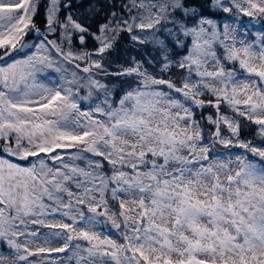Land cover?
Segmentation results:
<instances>
[{
    "label": "snow or ice",
    "instance_id": "obj_1",
    "mask_svg": "<svg viewBox=\"0 0 264 264\" xmlns=\"http://www.w3.org/2000/svg\"><path fill=\"white\" fill-rule=\"evenodd\" d=\"M240 15L264 0H0V264H264V31Z\"/></svg>",
    "mask_w": 264,
    "mask_h": 264
},
{
    "label": "trees",
    "instance_id": "obj_2",
    "mask_svg": "<svg viewBox=\"0 0 264 264\" xmlns=\"http://www.w3.org/2000/svg\"><path fill=\"white\" fill-rule=\"evenodd\" d=\"M46 2V0H42V4ZM197 2H205V0H197ZM75 10V9H74ZM80 12L84 11V7L82 6L79 9ZM209 15H212L213 19L216 20H220V18L222 17H230L228 14H224L221 11H217V10H212V12L208 13ZM233 18V17H230ZM234 19V18H233ZM237 20H239V23L243 26L247 25L248 23H246L247 20H251L250 18H246V17H240V18H235ZM253 20V19H252ZM35 22L37 24V26L43 30L42 28L44 27V9L43 7H41L39 14L37 15V17L35 18ZM253 25V24H252ZM95 27V26H94ZM260 28L264 30V20L260 21ZM94 30V29H93ZM125 46L121 48L120 50V60L117 61V63H123L125 56L127 57H131V56H136L137 59H140L141 57L139 56L138 52L136 50H128L127 52H125V49L127 48V41H124L123 43ZM92 42L91 40L88 41L87 47L90 49L92 48ZM222 51V49L220 50ZM181 73L177 70H173L172 71V78L178 80L180 78ZM107 83L111 84H119L118 80H109L106 81ZM118 98V96H117ZM197 111H203V115L207 116L209 114H213L214 113V109L211 107H208L206 109L203 110H197ZM198 119H200V117H197ZM202 124L206 125V121L201 120ZM205 131H208V126L205 127ZM242 139H255L256 142H259L258 138H257V132H256V128L252 125H249L246 121H242V135H241ZM222 150V149H221ZM223 151V150H222ZM234 151H239L238 149L234 150ZM113 211L116 210V206L115 203L113 202ZM99 228V227H98ZM110 229V225H105L103 226V231L107 232ZM99 230H101V228H99ZM45 229L41 228L40 232H44ZM114 235L116 236L115 230L112 229L111 230ZM63 255V254H62Z\"/></svg>",
    "mask_w": 264,
    "mask_h": 264
},
{
    "label": "rangeland",
    "instance_id": "obj_3",
    "mask_svg": "<svg viewBox=\"0 0 264 264\" xmlns=\"http://www.w3.org/2000/svg\"><path fill=\"white\" fill-rule=\"evenodd\" d=\"M221 12H222V11H221ZM222 13H224V12H222ZM224 14H225V13H224ZM226 14H228V13H226ZM228 15H229V14H228ZM240 17H246V16L240 15L238 18H240ZM246 18H250V17H246ZM250 19H251V20H247V21H246V23H248V24L245 25V26L241 25V24L239 23V20H237V21H238V23L242 26V28H246V29H247V33H248L247 38H248L249 40H254V39H255V34H256L257 32H259V31H264L263 29L260 28V21H263L264 18H258V20H252V18H250ZM232 20H233V18H230V17H223V18L221 17L220 20H217V21L221 24V27H222V25H223L224 22L227 21V22L231 23ZM252 24H253V25H252ZM44 28H45V23H44V27H43L42 29L44 30ZM43 30H42V31H43ZM36 39H37V38H35L34 35H30V36L26 37V41H35ZM49 39L57 40V39H58V36H57V34H52V35H49ZM91 42H92V41H91ZM123 43H124V42L122 41V42H121V45H120V50H121L122 47L125 46ZM92 45H93V42H92ZM75 48H76V49L79 48L78 43H75ZM90 49H91V48H90ZM222 51H223V50H222ZM237 67H238V65H237ZM69 70H71V68H70ZM38 79H40L42 82H44V83H46V84H49V86H52V85L54 84L55 80L59 79V74L54 73V72H48V73H46L44 76H40V77H38ZM214 111H215V110H214ZM254 127L256 128V126H254ZM44 229H45V231H44L43 233H48V232H49V229H47V228H44ZM97 230L100 231L99 228H97ZM41 233H42V232H41ZM112 235H113V238H115V235H114L113 232H112ZM53 243H55V242H53ZM0 251H6V249L3 248V247H0Z\"/></svg>",
    "mask_w": 264,
    "mask_h": 264
},
{
    "label": "water",
    "instance_id": "obj_4",
    "mask_svg": "<svg viewBox=\"0 0 264 264\" xmlns=\"http://www.w3.org/2000/svg\"><path fill=\"white\" fill-rule=\"evenodd\" d=\"M32 35H34L35 37H36V35L35 34H32ZM79 45V44H78Z\"/></svg>",
    "mask_w": 264,
    "mask_h": 264
},
{
    "label": "flooded vegetation",
    "instance_id": "obj_5",
    "mask_svg": "<svg viewBox=\"0 0 264 264\" xmlns=\"http://www.w3.org/2000/svg\"><path fill=\"white\" fill-rule=\"evenodd\" d=\"M44 3H46V2H44ZM124 42V41H123Z\"/></svg>",
    "mask_w": 264,
    "mask_h": 264
}]
</instances>
